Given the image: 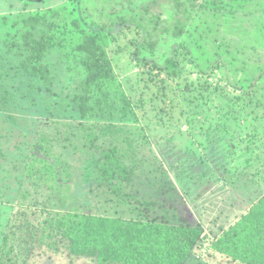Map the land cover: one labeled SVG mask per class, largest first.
<instances>
[{
	"label": "trees",
	"instance_id": "trees-1",
	"mask_svg": "<svg viewBox=\"0 0 264 264\" xmlns=\"http://www.w3.org/2000/svg\"><path fill=\"white\" fill-rule=\"evenodd\" d=\"M23 1L24 9L30 2H41ZM201 10L205 14L225 13L227 18L236 14L242 18L258 17L264 15V0H105L102 9L97 8V17L82 16L83 10L76 3L68 10L72 25L67 28V40L74 42L79 54L81 93L75 91L72 97L68 96L70 109L67 102H59L56 121L66 119L67 114L77 120V129L84 130L82 145L86 156L94 161L101 185L116 196L119 204H127L130 209L124 217L107 210L90 213L68 205L67 168L54 150L53 136L41 126L29 141L33 156L24 164L22 182L28 179L34 190L47 187L52 196L35 207L24 202L26 194L18 196L12 192L7 198L17 209L0 238V264H27L35 252L45 251H65L71 259L91 260L95 264H184L200 245L203 232L198 223L178 219L172 206L157 207L152 200L125 191L136 173L135 159L130 165L126 163L134 147L128 137H120L128 130L122 126L115 128L111 120L104 118L111 119L109 112L117 109L132 115L134 122L144 117L161 123L174 124L186 119L187 124L195 122L193 117L212 93L207 82L196 88L185 83L179 88V81L187 82L186 65L196 67L203 76L215 66L223 69L226 65L222 57L214 56L199 42L175 40L187 37ZM48 14L28 12L14 25L22 24L20 37L29 51L19 67L28 70L35 63L31 69L37 70L32 74H38L46 91L54 95L55 77L45 59L66 40L58 14L53 12L55 18ZM107 15L113 19L104 18ZM257 34L264 38V20ZM165 42L169 49L162 48ZM123 60L137 68L139 75L138 93L129 99L122 95L118 80L120 92H116L121 96L109 94V85L115 82L114 69ZM235 81L229 82L231 86H235ZM253 85L254 82L247 85L246 94H252ZM254 90L264 91V84ZM254 97L253 94L251 99ZM256 99L261 100L258 96ZM132 101L135 103L131 104ZM243 101L241 106L246 108ZM263 107L264 104L260 108ZM77 112L78 117L73 116ZM232 114L243 113L236 109ZM257 114L259 110L253 115ZM113 135H118L116 140L99 143L100 136ZM208 249L235 263L264 264V193L214 234Z\"/></svg>",
	"mask_w": 264,
	"mask_h": 264
},
{
	"label": "rangeland",
	"instance_id": "rangeland-1",
	"mask_svg": "<svg viewBox=\"0 0 264 264\" xmlns=\"http://www.w3.org/2000/svg\"><path fill=\"white\" fill-rule=\"evenodd\" d=\"M38 2H30L24 9L23 0H0V238L17 209L7 202L12 192L18 196L26 194L24 202L34 207L52 196L47 187L34 190L28 179L22 182L24 164L33 156L29 141L41 126L53 136L54 150L67 168L68 205L79 206L85 212L99 214L107 210L124 217L130 209L127 204H119L116 196L101 185L94 161L86 156L82 145L84 130L77 129V120L67 114L66 119L56 121L59 102H67L70 109L68 96L72 97L75 91L81 93L78 84L82 69L74 42L67 40V28L72 25L67 12L76 3L83 10L82 16L92 17L97 8L102 9L105 0ZM28 12L40 15L48 12V17H54L55 12L64 25L65 44L51 50L45 59L55 77L54 95L46 91L38 74H32L37 70L31 69L35 63L28 70L19 67L29 51L20 37L22 24L14 23ZM207 13L199 11L187 37L175 39L191 44L199 42L226 62L223 69L215 66L204 76L196 67L186 65L187 82L179 81V88L185 83L196 88L207 82L212 93L193 117L195 122L187 124L186 119L174 124L161 123L145 117L134 122L132 115L117 109L109 112L111 119L108 116L104 119L111 120L115 128L122 126L128 130L120 137H128L134 147L126 163L130 165L135 159L136 173L125 191L143 200L150 199L157 207L172 206L178 219L198 223L202 228L200 245L184 264H239L209 250L208 244L214 234L264 193V107L260 108L264 104V91L254 90L264 84V38L257 34L264 15L242 18L236 14L227 18L225 13ZM104 18L111 21L113 16ZM167 46L165 42L162 48L169 49ZM136 72L132 64L121 61L114 69L115 82L109 85V94L121 96L118 80L125 98L135 96L139 84ZM234 79L237 83L231 86L229 82ZM251 82L254 88L249 95L245 90ZM253 94L255 97L251 99ZM242 101L246 108L241 106ZM236 109L243 114H232ZM257 110L259 114L254 116ZM73 116L78 117V112ZM117 136H100L99 143L109 144ZM35 253L27 264H95L91 260L71 259L65 251Z\"/></svg>",
	"mask_w": 264,
	"mask_h": 264
}]
</instances>
